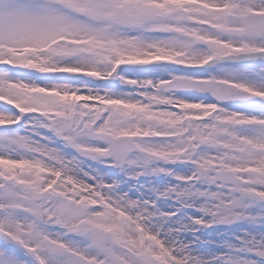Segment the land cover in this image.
<instances>
[{
  "label": "snow or ice",
  "instance_id": "obj_1",
  "mask_svg": "<svg viewBox=\"0 0 264 264\" xmlns=\"http://www.w3.org/2000/svg\"><path fill=\"white\" fill-rule=\"evenodd\" d=\"M0 264H264V0H0Z\"/></svg>",
  "mask_w": 264,
  "mask_h": 264
}]
</instances>
